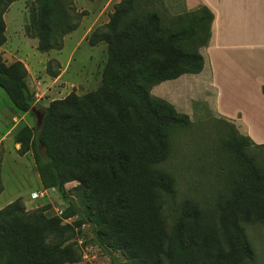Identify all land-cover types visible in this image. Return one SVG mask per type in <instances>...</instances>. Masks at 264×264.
I'll list each match as a JSON object with an SVG mask.
<instances>
[{"label": "trees", "instance_id": "trees-1", "mask_svg": "<svg viewBox=\"0 0 264 264\" xmlns=\"http://www.w3.org/2000/svg\"><path fill=\"white\" fill-rule=\"evenodd\" d=\"M17 1L0 0V46L7 42L4 15ZM155 1L120 0L109 23L90 36L92 46H108L99 89L52 102L41 126L17 132L19 156L32 153L43 188L56 190L68 209L52 218L24 212L20 200L1 209L0 264L78 262L73 245L63 246L85 225L93 232L91 245L110 253L113 264L112 253L121 249L140 264L254 260L246 226L264 223V165L248 150L264 145L230 133L226 148L233 170L226 194L208 207L195 197L179 204L177 179L164 168L171 154L170 131L191 123L151 91L203 71L200 49L209 45L214 14L202 6L165 18ZM33 3L28 31L39 39L38 50H61L64 37L78 28L72 2ZM26 78L21 62L7 65L0 59V87L22 113L36 104ZM1 170L0 163V181ZM74 181L80 184L67 190ZM171 208L179 216L167 215Z\"/></svg>", "mask_w": 264, "mask_h": 264}, {"label": "rangeland", "instance_id": "rangeland-1", "mask_svg": "<svg viewBox=\"0 0 264 264\" xmlns=\"http://www.w3.org/2000/svg\"><path fill=\"white\" fill-rule=\"evenodd\" d=\"M66 1L72 2L78 15V28L64 37L61 50L47 53L38 50L39 39L28 31L33 0L13 3L4 15L7 42L0 46V59L7 65L21 62L25 66L26 81L36 104L33 107L35 112H19L0 87V137L10 130L16 131H13L16 135L24 126L39 127L37 118L52 102L65 100L71 94L86 96L103 84L108 46L105 43L92 46L89 38L94 31L109 23L120 0ZM155 4V9L165 18L197 11L202 7L191 10V0H156ZM203 49H200L201 55ZM163 83L154 87L151 94L172 103L176 111L189 117L191 123L188 127L179 126L170 131L171 154L164 168L177 179L179 204L187 197H195L204 206H211L213 201L226 194L233 170L229 163L232 154L226 148L229 135L232 132L245 136L244 130L239 123L218 115L208 72L203 76L183 75L172 83V87ZM12 142V138L6 142V155L5 148L0 146L1 164L5 155L3 183L2 175L0 181V187L4 189L0 197V210L20 200L24 212L41 211L47 218L59 217L68 209V204L56 190H45L37 173L30 174V165L35 164L32 153L26 154L25 159L20 158ZM248 153L257 156L264 165V149L251 147ZM81 178L86 179V175ZM79 184L78 181L70 182L66 188L73 191ZM34 193H43V197L36 199ZM175 210L171 208L167 215L179 216ZM246 234L254 253V260L249 264H264V223L247 225ZM92 236V229L88 225L76 230L74 238L63 247L72 244L79 261L63 264H113L110 253L91 245ZM112 243L116 241L112 240ZM112 256L117 264H140L122 249L112 253Z\"/></svg>", "mask_w": 264, "mask_h": 264}, {"label": "crops", "instance_id": "crops-1", "mask_svg": "<svg viewBox=\"0 0 264 264\" xmlns=\"http://www.w3.org/2000/svg\"><path fill=\"white\" fill-rule=\"evenodd\" d=\"M191 3V10L206 6L214 14L212 37L202 52L204 69L197 75L210 74L218 115L239 123L245 136L257 145H264V0H191ZM179 79L164 83L172 87ZM13 131L0 137L5 155L6 142L11 138L18 155L20 145L14 141L16 131ZM19 157L25 159L27 155ZM36 173L39 177L36 165H30V174Z\"/></svg>", "mask_w": 264, "mask_h": 264}, {"label": "water", "instance_id": "water-1", "mask_svg": "<svg viewBox=\"0 0 264 264\" xmlns=\"http://www.w3.org/2000/svg\"><path fill=\"white\" fill-rule=\"evenodd\" d=\"M31 111H32V112H35V108H32ZM43 117H44V114L41 115V116H39V117L37 118V124H38L39 126H41V124H42Z\"/></svg>", "mask_w": 264, "mask_h": 264}, {"label": "built area", "instance_id": "built-area-1", "mask_svg": "<svg viewBox=\"0 0 264 264\" xmlns=\"http://www.w3.org/2000/svg\"><path fill=\"white\" fill-rule=\"evenodd\" d=\"M41 194V195H40ZM43 193H34L33 196L37 199V198H40L41 196L43 197L42 195Z\"/></svg>", "mask_w": 264, "mask_h": 264}]
</instances>
